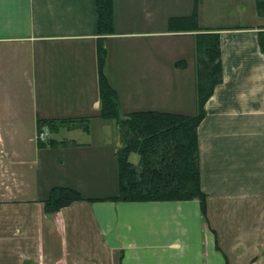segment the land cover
<instances>
[{
	"label": "crops",
	"instance_id": "obj_1",
	"mask_svg": "<svg viewBox=\"0 0 264 264\" xmlns=\"http://www.w3.org/2000/svg\"><path fill=\"white\" fill-rule=\"evenodd\" d=\"M161 1L113 0L104 73L125 114L192 116L195 33L169 32ZM252 19L198 22L218 30L222 65L197 129L204 211L197 200L80 201L48 214L54 186L85 199L117 193L115 125L94 137L107 131L96 117L95 0H0V264H264V22ZM175 38L188 39V59L175 53ZM81 117L104 123L96 133L54 135L74 145L39 146L38 119ZM81 186L109 191L87 195Z\"/></svg>",
	"mask_w": 264,
	"mask_h": 264
},
{
	"label": "trees",
	"instance_id": "obj_2",
	"mask_svg": "<svg viewBox=\"0 0 264 264\" xmlns=\"http://www.w3.org/2000/svg\"><path fill=\"white\" fill-rule=\"evenodd\" d=\"M257 17L264 22V0H254ZM97 12V74L100 108L97 118L112 121L120 146L115 152L117 193L107 198L85 199L77 190L54 186L44 201L45 211L53 214L80 201L112 202H181L199 201L205 208V195L199 177L197 129L205 116V104L216 86L222 82L220 35L216 29H201L197 21V0L187 16L168 20L169 32H194L195 103L192 116L163 112L136 111L121 113L119 96L109 83L104 66L107 56L105 38L114 34L113 0H95ZM264 47V31L259 33ZM180 64V62H179ZM184 65V62H181ZM89 117L38 119L40 147L58 148L74 145L66 139L57 140L60 131L80 130L89 133ZM138 156L136 163L129 157Z\"/></svg>",
	"mask_w": 264,
	"mask_h": 264
},
{
	"label": "rangeland",
	"instance_id": "obj_3",
	"mask_svg": "<svg viewBox=\"0 0 264 264\" xmlns=\"http://www.w3.org/2000/svg\"><path fill=\"white\" fill-rule=\"evenodd\" d=\"M162 0L161 1V9L165 15L170 17L180 14V13H191L194 9L195 0ZM243 8V9H242ZM197 21L201 27L205 28H219V27H234L237 25H253V16L255 13L254 0H197V11H196ZM165 23L161 24V32L164 31ZM160 41L162 46H168V42L170 38L161 34ZM171 40H176L177 47L175 48V53L178 54L179 50H183L182 58H189V52L186 49L187 44H189L188 39L184 38H175ZM139 52V51H138ZM135 49H133L132 53L135 55L139 54ZM119 61V60H118ZM118 64V63H117ZM121 113H123L121 111ZM106 130L101 131V135L97 134L94 137H108L110 131L109 129H114V123L112 121H105ZM97 121L90 123L91 132L96 133L99 128L102 127L101 124ZM82 138V135H80ZM131 160L136 163L138 160V156L136 154L131 155ZM48 180L50 178V174H48ZM109 186L106 188H102V190H96L98 187H91V189H87L81 186V190L85 192L87 195H97L104 194L109 191ZM101 189V188H100ZM105 189V190H104Z\"/></svg>",
	"mask_w": 264,
	"mask_h": 264
},
{
	"label": "built area",
	"instance_id": "obj_4",
	"mask_svg": "<svg viewBox=\"0 0 264 264\" xmlns=\"http://www.w3.org/2000/svg\"><path fill=\"white\" fill-rule=\"evenodd\" d=\"M45 136L43 134L39 135L40 140H44Z\"/></svg>",
	"mask_w": 264,
	"mask_h": 264
}]
</instances>
